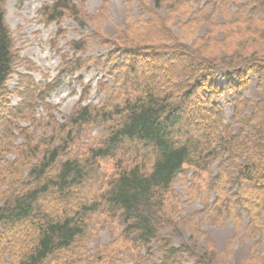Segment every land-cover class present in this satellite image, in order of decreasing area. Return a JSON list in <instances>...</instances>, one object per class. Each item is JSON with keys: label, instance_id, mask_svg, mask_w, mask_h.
<instances>
[{"label": "trees", "instance_id": "trees-1", "mask_svg": "<svg viewBox=\"0 0 264 264\" xmlns=\"http://www.w3.org/2000/svg\"><path fill=\"white\" fill-rule=\"evenodd\" d=\"M4 1L0 0V150L13 156L0 157V264H211L191 245H175L162 232L185 224L183 216L174 220L165 207L166 195L186 164L209 174L215 166L209 180L214 198L205 202L204 209L232 216L239 224L245 215L246 237H254L253 243L264 250V22L260 17L264 0L203 1L208 16L194 17L188 26L208 25L203 34L207 36H202L208 42L188 43L172 34L165 16L162 29L167 32L157 44L134 46L127 44L130 40H119L124 47L117 57L123 63L111 66L120 72L112 77L113 89L122 87L125 92L120 99L107 108L81 104L69 115L67 125L51 122L48 128L55 130L49 140L42 131L36 139L25 135L24 142L17 144L10 138L21 129L19 117L7 99L10 93L18 94L17 87L7 89L16 55L4 22ZM172 13L193 18L176 8ZM157 17L156 13L153 18ZM78 45L76 50L82 48ZM157 45L153 52L159 60L150 58V51H136ZM219 71L229 75L225 88L213 80ZM251 77L259 94L256 99L243 94ZM100 85L103 91L112 87L107 82ZM41 92L37 99L43 97ZM226 93L229 118L219 100ZM99 116L112 125L93 156L68 155L73 130L98 121ZM127 142L140 149L123 147ZM122 151L133 154L128 158L132 166L118 169L110 179L99 178L95 160ZM148 156V168L133 164L134 158ZM94 182L102 189L90 200L83 186ZM96 213L119 220L121 245H86L90 216ZM259 260L264 261V254L253 250L244 264Z\"/></svg>", "mask_w": 264, "mask_h": 264}, {"label": "rangeland", "instance_id": "rangeland-1", "mask_svg": "<svg viewBox=\"0 0 264 264\" xmlns=\"http://www.w3.org/2000/svg\"><path fill=\"white\" fill-rule=\"evenodd\" d=\"M178 1L181 0H5L2 3L4 22L11 32L16 55L7 89L10 91L17 87L18 91V94L10 93L7 99L10 107L16 106L17 123L21 128L15 132V138H10L12 144L24 142L25 135L36 139L42 131H46L49 140L55 130L53 126L48 128L51 122L59 127L67 125L69 115L81 104L107 108L117 102L121 92L125 93L122 87L113 89L115 79L112 80V77H117L120 72L114 70L111 64L123 63L117 56H120L119 50L124 46L118 41L125 38L130 40L127 44L134 46L150 45V42L157 44L167 32L162 29V16L168 17L167 24L171 26L172 34L176 33L186 42L191 43L194 39L208 42L202 38L207 36L203 34L208 25L197 20L195 23L198 24L193 29L188 26L189 22H194V17L208 16L209 7L201 6L205 0H182L184 4ZM173 7L177 11H186L187 17L192 14L193 18L187 20L175 16ZM156 13L160 17L155 19ZM260 17L264 22V10L260 12ZM75 43L82 48L76 50ZM156 47L136 51H150L147 55L157 59L158 54L153 51H158L159 45ZM94 61H99V65L94 66ZM228 78L226 71L213 75V80L221 88L226 87ZM102 82L112 87L106 88V91L100 90ZM39 91L43 93L41 99H37ZM243 94L252 99L259 96L253 77ZM229 99L228 93L219 99L226 118L231 115ZM97 119L73 130L67 145L68 155H78L81 159L93 156V149L106 139L108 128L112 125L110 121L101 122L100 116ZM124 145L140 149L137 143L127 142ZM142 151L139 152L141 156ZM122 152L125 154L117 152L113 157L95 160L99 178L110 179L118 169L132 166L128 158L132 159L133 154ZM0 155L9 159L13 156L9 151L3 154V150H0ZM150 160L149 156L138 157L133 159V164L144 163L148 168ZM215 172L214 165L210 168V174L195 171L187 164L183 166L171 185L172 200L169 199L170 195H166L165 208L174 220H178L177 215L183 216L185 224L172 225L162 229V232L175 245L187 243L194 247L207 263L244 264L249 252L256 250L263 255L264 250L253 243L254 237H246L245 215L239 224L232 216L226 217L204 209L205 202L210 204L214 198L209 180ZM83 188L88 190L90 200L99 196L102 189L97 182ZM90 217L89 238L85 240L89 248H95L97 244L123 243L117 218L104 213L91 214ZM251 264H264V261Z\"/></svg>", "mask_w": 264, "mask_h": 264}]
</instances>
